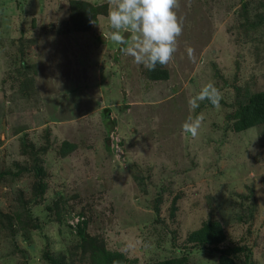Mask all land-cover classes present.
I'll return each mask as SVG.
<instances>
[{"label":"rangeland","instance_id":"rangeland-1","mask_svg":"<svg viewBox=\"0 0 264 264\" xmlns=\"http://www.w3.org/2000/svg\"><path fill=\"white\" fill-rule=\"evenodd\" d=\"M175 11L177 51L149 71L108 38V0H0V264H217L239 245L264 264V0ZM209 81L219 107L191 110Z\"/></svg>","mask_w":264,"mask_h":264},{"label":"clouds","instance_id":"clouds-1","mask_svg":"<svg viewBox=\"0 0 264 264\" xmlns=\"http://www.w3.org/2000/svg\"><path fill=\"white\" fill-rule=\"evenodd\" d=\"M179 7L180 0H108V38L120 46L123 55L149 71L155 70L157 64L165 66L177 51V38L183 33L182 20L175 11ZM185 50L189 60L195 62L194 49L186 46ZM221 99L222 93L209 81L188 103L194 111L204 100L219 107ZM202 122V114L189 116L181 125L182 132L195 138Z\"/></svg>","mask_w":264,"mask_h":264},{"label":"trees","instance_id":"trees-1","mask_svg":"<svg viewBox=\"0 0 264 264\" xmlns=\"http://www.w3.org/2000/svg\"><path fill=\"white\" fill-rule=\"evenodd\" d=\"M152 77L156 78L155 75H153ZM249 103L253 104V106L256 107V111L250 110L254 112V116L252 117L251 122H254L255 120L257 121L258 113L264 109V92H259V93H255V95H252V97L249 99ZM106 126L110 128V122L109 124L106 123ZM203 228H204L203 229L204 232L207 231L208 234L215 235L216 238H218L217 240H221L222 232L220 231L221 227L219 226L218 223L208 222L207 224L203 226ZM195 234L198 235L196 242H199L200 229L196 231ZM208 241L210 240L207 239V242ZM245 250L247 249L245 247H242V245L234 246L232 248H227L226 250L220 252L217 264H237L236 254L239 253L241 255L243 254V252H247ZM117 258L120 261V263L124 261V256L121 253L117 255ZM153 264H181V259H178V260L177 259H165L161 261H156ZM246 264H254V263L253 261H247Z\"/></svg>","mask_w":264,"mask_h":264}]
</instances>
